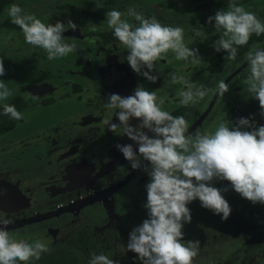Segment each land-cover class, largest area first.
<instances>
[{"label": "flooded vegetation", "instance_id": "af4514ba", "mask_svg": "<svg viewBox=\"0 0 264 264\" xmlns=\"http://www.w3.org/2000/svg\"><path fill=\"white\" fill-rule=\"evenodd\" d=\"M30 1L40 5L37 14L47 11L39 17L45 24L44 18L48 15L55 20L50 25L57 21L67 25L73 21L77 28L66 29L63 37L65 43H75L74 50L55 60V65L52 63L54 60L50 61L54 65L52 69L68 76L65 79L33 77L19 85L18 92L5 103L15 105L22 113L21 119H15L0 109V211L12 221L6 230L17 241L39 239L48 245V250L42 252L38 259L30 258L18 264H88L93 252H103L119 260L120 264H141L138 259H133L136 253L131 250L125 252V245L131 229L147 216L143 206L146 199L144 185L149 179L147 171L151 165L138 155L141 165L133 169L115 144L117 141L133 143L135 149V142L123 134L122 128L109 130L105 119H116L113 115L115 110L107 107L108 93L128 95L137 85L149 90L150 80L132 70L125 59L128 50L113 35L105 13L116 8L122 12L121 18L126 19L128 8L133 7V3L143 4V1ZM191 1L195 3L196 13L200 14L232 7L215 5L200 8L199 2ZM246 5L253 9V5H257L254 13L264 21V0H250L243 4ZM142 6L136 7L140 13H143ZM134 21L131 24L139 23L136 19ZM206 23L209 26L205 28L196 27L195 23L194 29L205 33L194 32L188 36V42H184L197 49L199 55L177 59L173 50L168 49L167 58L160 56L152 69L153 73L167 75L149 91L157 93L173 74L185 78L173 82V91L170 97L164 98L162 106L174 116L185 117V134L193 138L196 133L214 132L221 121L231 126L241 116L255 121L256 126L264 124L259 101L247 90L250 74L247 54L257 47H264V32L259 35L251 33L247 43L236 45V57L230 59L226 50L217 51L213 46V41L224 29L208 20ZM0 27L22 30L16 24ZM22 37L24 51L41 50L39 47L30 49L31 44H26L24 34ZM43 51L47 53L45 49ZM172 57L169 65L167 61ZM62 66H66L65 69ZM33 70V74L44 72ZM220 81L229 85L223 93L218 92ZM189 83L193 89L202 85L207 92L203 98L194 97L188 104H181L179 93L186 90ZM29 85H42L43 88L32 92ZM54 107L59 108V114H54L52 121L55 125L31 128L21 136L17 133L18 125L26 121L24 115L27 112L36 110L32 116L48 118L51 114L44 111ZM138 119L132 118L130 123L136 124ZM214 183L229 185L222 194L229 201L231 212L226 219H221V214L202 207L199 199L189 203L192 219L184 223V239L185 242L187 239L200 241L192 264H229L234 258L227 253L228 233L233 237L246 238V223L253 224L256 220L264 225V218L259 217L264 212V203H253L242 197L227 180L217 179ZM40 214L46 217L41 219L43 216ZM27 220L32 222L25 223ZM22 222L25 224L19 226ZM257 227L258 223L249 225L247 230L251 232ZM257 233L254 231L252 235L256 245ZM259 259L255 262L262 260Z\"/></svg>", "mask_w": 264, "mask_h": 264}, {"label": "clouds", "instance_id": "9594fccd", "mask_svg": "<svg viewBox=\"0 0 264 264\" xmlns=\"http://www.w3.org/2000/svg\"><path fill=\"white\" fill-rule=\"evenodd\" d=\"M8 14L23 30L25 41L45 49L50 60L63 58L74 50L75 43H65L63 37L66 29L77 28L75 22L48 25L35 13L23 12L16 3L9 7ZM128 14L139 23L131 24L122 19V12L116 8L105 13L113 35L128 50L125 59L138 75L156 81L158 77L152 71L154 62L168 49L173 50L177 59L199 55L197 49L184 44L181 26L163 24L155 16L147 17L133 9H129ZM207 20L224 29L213 46L217 51L226 50L230 59L236 57V45L247 43L251 33L264 32V21L234 2L231 8L217 9ZM247 58L250 69L247 90L258 99L264 114V47L249 51ZM4 71L0 58V74ZM178 80L185 78L173 74L171 81ZM228 88V83L219 82L218 92L223 93ZM206 92L204 86L193 89L189 83L186 90L179 93V103L188 104L194 97L203 98ZM10 94L0 79V101ZM163 103L162 99L157 101L155 91L139 85L128 95L118 92L107 95V107L115 110L116 119H105V125L109 130L122 128L123 134L136 144L134 149L133 143L117 141L116 148L133 169L141 165L138 155L151 165L144 185L143 206L147 216L129 232L125 252L136 253L133 259L141 264H192L200 241L187 239L185 242L184 239V223L192 219L189 203L199 199L202 207L221 214V219H226L231 212L229 201L222 194L229 185L218 187L215 180H227L242 197L253 203H264V124L256 126L255 121L241 116L231 126L221 121L214 132L196 133L193 138L185 134V117L172 115L161 107ZM2 111L15 119L22 118V113L11 103H4ZM132 118H139L136 124L130 123ZM11 223L0 211V264L38 259L48 250V245L39 239L32 242L13 239L6 230ZM88 264H120V261L103 252H93Z\"/></svg>", "mask_w": 264, "mask_h": 264}, {"label": "rangeland", "instance_id": "374dc122", "mask_svg": "<svg viewBox=\"0 0 264 264\" xmlns=\"http://www.w3.org/2000/svg\"><path fill=\"white\" fill-rule=\"evenodd\" d=\"M142 1L143 4L133 3V7L129 6L130 9L137 11L138 9H136V7H138V5L141 6L143 5L142 14L144 16L147 15H148L147 17L155 16L163 24L181 26L184 30L183 33L186 34L185 36H183V42H188L189 40L188 36L190 34H193L194 32H196V34L205 33L204 30H197V29L195 30L194 29L195 23H196V27L198 26L199 28H205L206 25L209 26V23H206L207 17L215 13V12L213 13L208 12L203 14L196 13L194 9L195 3L191 0H142ZM30 2H31L30 0H16L14 3L19 4L23 12L35 13L37 17H40V15L43 16L47 14L46 10L44 11L45 13L43 12L41 14H37L36 12L40 8V5L31 4ZM124 2L125 0L121 1V3ZM12 4L13 3L6 5L2 16L3 18L10 17L8 14V9ZM119 4L120 2L118 1L117 8L119 7ZM145 4L148 7L147 10ZM253 6L256 8L257 5H253ZM243 7L251 12H254L256 10L255 8L253 9L251 5H246ZM42 10H44V8H42ZM128 13H129V8L125 18L129 21V23L135 22L134 21L135 17L129 15ZM44 20L48 25H50L51 22L55 21L54 19L48 17V15L46 16V18H44ZM57 22H61V21H57ZM22 34H23V30L20 31L19 29L14 27L12 28L0 27V58H2L5 68L4 73L0 74V79H2L3 82L7 85L11 93L8 97L4 98V100L0 101V103H5L10 101L12 99V96L16 94V92H18L19 90L18 86L23 85L25 82L32 79L33 77H42L44 79L48 77H55V78L62 77V79L63 78L65 79L68 76L66 74H63L61 71L60 72L56 71L55 68L52 69L53 66L55 65L54 64L55 60L52 62L54 65L51 64L50 62L51 60L48 58L49 54L43 51V48L39 47L41 48L42 51L41 50L35 52L24 51L25 49H22V47H24L23 45L25 44V42L21 39L23 38ZM26 44L28 45V43ZM29 46L30 49L32 47L38 48V46L36 45L34 46L33 44ZM161 56H165L164 58H167L166 57L168 56L167 51L163 53ZM56 60H59V57H57ZM48 61L49 63H47ZM172 61H173V57L167 62L169 65H171ZM45 63H47L46 64L47 66L45 65L44 68H42L43 64ZM62 67L65 69L66 66L65 67L62 66ZM34 68L43 70L44 72L33 74L35 71L33 70ZM61 73L63 75H61ZM172 91H173V82L171 81V79L164 81L161 90L159 89L157 91V101L159 102V100L161 99L164 101V98L170 97ZM161 107L164 106L161 105ZM58 109H59L58 107H54L48 111H44L51 114L50 115L51 117L48 118H43L41 116L36 117V115L32 116V114H34L36 110L27 112L24 115L26 121L25 123H21L20 125H18L17 133H21L19 134L21 136L31 128L32 129L39 127L45 128L46 126L50 127L55 125L52 124L53 123L52 121L55 118L54 114L56 113L59 114ZM216 186L219 187L221 185L216 184ZM259 217L260 219L264 218V212H261ZM259 217L256 218L258 219ZM246 219L252 221L251 218H245V220ZM254 222L255 223L253 224L251 223L245 224V228L247 227L246 238H240V237L237 238L236 236L233 237L231 233H228V236L230 237H229V243H228L229 247L227 249L228 251L227 253L234 258V260L231 261L229 264H248V263L250 264V260H252L251 261L252 264H264V225L260 222H256V220ZM257 223L259 224V227H257L254 230H251V232L250 230H247L249 225H255ZM254 231L256 233L259 232L255 235V237H259V239H255L258 245H256L252 241V235ZM253 245L256 246L254 247ZM253 255H256V257ZM258 257L262 260L256 263L255 261L256 259H258Z\"/></svg>", "mask_w": 264, "mask_h": 264}, {"label": "trees", "instance_id": "16d2710c", "mask_svg": "<svg viewBox=\"0 0 264 264\" xmlns=\"http://www.w3.org/2000/svg\"><path fill=\"white\" fill-rule=\"evenodd\" d=\"M13 1L14 0H0V26L5 25V26L12 27L13 25H15V23H13L11 19L3 20V17H2L6 5L13 3ZM194 1L199 2L200 8H208V7L215 6V5H232L233 2L236 4L243 5L250 0H194ZM154 74L157 75L158 79L156 81H149V84H148L149 90L155 89L158 86L159 81L161 79H164L167 75L165 73L160 74L157 72H155ZM0 109H2V105H0Z\"/></svg>", "mask_w": 264, "mask_h": 264}, {"label": "water", "instance_id": "95a60500", "mask_svg": "<svg viewBox=\"0 0 264 264\" xmlns=\"http://www.w3.org/2000/svg\"><path fill=\"white\" fill-rule=\"evenodd\" d=\"M38 88H43V87H42V85H35V86H34V85H29V90L32 91V92H34V90H35V89H38ZM40 215L43 216L41 219H43V218L46 217V216L44 217L45 214H40ZM24 222H25V223H30V222H32V220H27V221H24ZM24 222H22L19 226L25 224ZM34 222H35V221H34Z\"/></svg>", "mask_w": 264, "mask_h": 264}]
</instances>
